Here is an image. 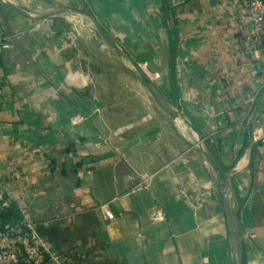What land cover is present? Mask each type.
Masks as SVG:
<instances>
[{"label": "crops", "instance_id": "crops-1", "mask_svg": "<svg viewBox=\"0 0 264 264\" xmlns=\"http://www.w3.org/2000/svg\"><path fill=\"white\" fill-rule=\"evenodd\" d=\"M40 1L91 14L180 114L0 1V204L36 224L57 255L44 264H264V34L243 0Z\"/></svg>", "mask_w": 264, "mask_h": 264}, {"label": "built area", "instance_id": "built-area-1", "mask_svg": "<svg viewBox=\"0 0 264 264\" xmlns=\"http://www.w3.org/2000/svg\"><path fill=\"white\" fill-rule=\"evenodd\" d=\"M243 2L248 10L255 34H264V0H243ZM261 46L264 54V41ZM261 78L264 83V59ZM259 141L264 144V136ZM3 191L4 187L0 179V193ZM8 206V202L0 204V237L2 238L0 264H21L22 262L24 264H44L47 260H57L56 253L48 248L35 223L22 219L17 224L5 225V231H2L1 213ZM101 209L107 219L114 218V214L107 206ZM152 219L154 221L163 220L164 215L159 211Z\"/></svg>", "mask_w": 264, "mask_h": 264}, {"label": "water", "instance_id": "water-1", "mask_svg": "<svg viewBox=\"0 0 264 264\" xmlns=\"http://www.w3.org/2000/svg\"><path fill=\"white\" fill-rule=\"evenodd\" d=\"M0 1L2 2V4L15 10L16 12L23 15L24 17L29 18L31 20H36V21L57 17L65 10L74 11L78 13L80 16H87L93 22L96 29L99 31V33L104 38V40L108 43V45L113 50H115L118 54H120L121 56H124L126 59L129 60L131 65L134 67L136 74L139 76L142 84L150 92V94L155 99V101L160 106V108L174 122H177L179 120L180 118L179 111L170 104V102L166 99V97L162 94V92L158 89V87L152 82V80L147 76V74L139 66V64H137L132 58H130V56H128L126 52L118 45L116 40L98 23V21L91 14H89L85 10L74 8V7H64L63 10L45 12L41 15H36V14H32L30 10H27L26 8L17 5L11 0H0ZM186 142L192 150L198 153L199 156H201L205 160V162L208 164V166L211 168L213 173L218 178L217 190H218L219 197H220L221 204H222L223 215H224V220H225V224L227 227V231L230 235L239 237L240 242H242L243 236L240 233V230H239V227L236 221V217L234 214V210H233L232 204L228 196V189L230 187V177L221 168V166L203 149V147L200 144V139H198L197 142H193V143L188 142V141ZM231 264H238V260L236 258V255H234V252L231 258Z\"/></svg>", "mask_w": 264, "mask_h": 264}, {"label": "rangeland", "instance_id": "rangeland-1", "mask_svg": "<svg viewBox=\"0 0 264 264\" xmlns=\"http://www.w3.org/2000/svg\"><path fill=\"white\" fill-rule=\"evenodd\" d=\"M11 1H14L16 3L18 2L20 6L26 8L27 10H30L32 14H36V15H41L45 12L64 9L63 7H54L48 5L40 0H11ZM70 18L72 19L69 20ZM47 20H54V22H56L55 23L56 28L60 32H62V34L67 39V41L72 46L82 47L87 45L89 47L96 49L98 54H101V56L103 57L102 66L104 68L111 67L112 65L117 66L118 75H120V73L122 72L126 73V71H128L130 76L134 77L135 79L141 82L139 76L136 74V71L129 62V60L126 59L124 56L118 54L108 45V43L104 40V38L101 36L99 31L96 29L93 22L87 16H80L78 13L74 11L65 10L59 16ZM102 48H108L111 50L112 52L111 58L106 57L102 53ZM122 62H124L128 66V68L124 67L122 65Z\"/></svg>", "mask_w": 264, "mask_h": 264}, {"label": "trees", "instance_id": "trees-1", "mask_svg": "<svg viewBox=\"0 0 264 264\" xmlns=\"http://www.w3.org/2000/svg\"><path fill=\"white\" fill-rule=\"evenodd\" d=\"M1 218L3 222L2 231H5V225L7 224H17L23 219L22 214L17 209V207L11 204L9 207L3 209L1 213Z\"/></svg>", "mask_w": 264, "mask_h": 264}, {"label": "bare ground", "instance_id": "bare-ground-1", "mask_svg": "<svg viewBox=\"0 0 264 264\" xmlns=\"http://www.w3.org/2000/svg\"><path fill=\"white\" fill-rule=\"evenodd\" d=\"M27 4V3H26ZM68 18V17H67ZM73 18V17H72ZM72 18H70L69 20H71ZM81 19V18H80ZM75 21H77V20H75ZM79 22V21H78ZM85 24V23H84ZM75 25V24H74ZM149 99V98H148ZM184 126V125H183ZM185 130V129H184ZM206 163V162H205ZM204 163V164H205ZM205 166H207V165H205ZM209 168V167H208ZM209 170H211V168L209 169Z\"/></svg>", "mask_w": 264, "mask_h": 264}]
</instances>
